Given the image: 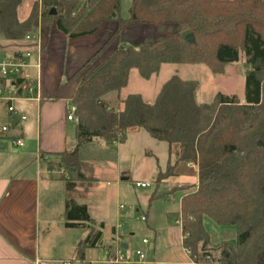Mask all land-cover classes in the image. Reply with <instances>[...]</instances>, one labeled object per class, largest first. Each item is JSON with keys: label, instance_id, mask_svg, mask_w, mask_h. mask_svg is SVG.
<instances>
[{"label": "trees", "instance_id": "trees-1", "mask_svg": "<svg viewBox=\"0 0 264 264\" xmlns=\"http://www.w3.org/2000/svg\"><path fill=\"white\" fill-rule=\"evenodd\" d=\"M121 1L39 0L20 22L17 10L22 0H0V36L6 40L20 41L33 31L39 5L43 24L55 22L69 38L92 35L105 22L117 23L111 38L72 78L78 79L72 99L78 143L59 155L57 163L76 174L75 179L60 176L66 189L65 228L88 229L85 248L95 247L101 238L102 225L96 230L87 206L75 201L78 183L93 182L80 173L78 149L94 140L123 144L128 133L144 129L168 144L175 165L197 167L196 190L182 197L180 217L182 248L192 262L210 258L204 253L210 244L202 223L207 217L218 227L235 228L234 244L225 241L213 248L218 252L216 264H264V0H131L127 18L121 17ZM131 24L180 29L147 46H119L94 66ZM188 33L194 44L184 41ZM240 53L246 56L243 101L217 95L209 104H198L197 83L176 75L162 85L152 103L138 94L120 99L131 71L143 80L167 65H204L221 74L226 65L238 62ZM112 93L118 109L110 106ZM45 163L50 169L55 164ZM168 170L172 176L174 166Z\"/></svg>", "mask_w": 264, "mask_h": 264}, {"label": "crops", "instance_id": "crops-1", "mask_svg": "<svg viewBox=\"0 0 264 264\" xmlns=\"http://www.w3.org/2000/svg\"><path fill=\"white\" fill-rule=\"evenodd\" d=\"M129 1L131 3V0L125 2L126 8H122L123 0L121 1L122 18L128 17ZM35 2L39 3V0H35ZM27 4L28 8L22 16L19 15L21 5L17 10V18L20 22L24 21L30 13L31 1ZM38 8L37 26L32 32L40 29L43 38L38 72L40 101L16 103L17 111L26 116L24 121L19 120L18 117H11L6 106L0 104L1 127L7 126L8 122L10 128H18L17 131L9 129L7 135L0 136V264H53V261L78 259L79 252L82 253V259L87 264H109L107 260L113 251L115 227L118 224L122 225L118 230V235L124 249V256L129 260V264H137L134 254L136 249H140L145 254L146 261L155 264H192L189 255L182 248L181 228L178 232V243L185 261L175 262L158 258V255L156 257V240L160 235L158 221L162 219V226L166 227V222L170 217V212L165 205L167 202H162L166 197H171L173 200V196L179 194L180 218L182 197L195 191L198 184V177L190 182L183 177L179 178L181 174L179 167L193 169L196 175L198 174L197 167L182 163L175 165L176 157L174 155L169 154L167 163V166H174L173 186L159 194L155 189L153 193L144 196L143 205L138 203V207L128 206L126 208L121 204V201L126 200L131 194L126 185L130 179V170L128 168L121 169V144L110 145L102 140H94L88 144H95L102 154L101 156L92 154L86 159L81 157L85 144L82 145L78 149L80 173L93 182L99 181V178L93 174L94 171L101 172L100 169L112 157L111 150L116 151L118 163L115 162V166L112 168V176L109 180L112 182H106L107 186L111 184L114 186L107 189L106 193L99 192V184L91 185L88 182L87 184L86 182L78 183L76 188L75 201L77 204L87 206L96 230L99 229V225H102L100 228L101 238L95 247L80 249L88 229L65 228L63 220L66 198L65 182L61 181L59 177V179L53 178L55 172L48 168L45 162H58L59 155L65 151H71L77 146L76 123L66 120L67 110L72 106V99L78 85V79L72 80V78L111 38L117 30V23L114 21L105 22L92 35L69 38L57 29L55 22H52L50 26H45L40 14V5ZM172 26L131 24L121 31L114 42L100 54L96 62L99 63L107 58L119 46L127 45L135 48L147 46L159 36L170 35L179 30L177 26ZM27 49H34V46L24 39L20 41L6 40L0 36V57L12 56ZM228 65L224 67L223 73L216 75H223ZM242 65L244 67V62ZM187 67L176 69L169 65L162 66L158 75L149 80H143L136 71H131L127 87L121 92L120 99L123 100L129 95L138 94L144 102L152 103L162 85L175 76V71L178 70L186 77L176 76L183 81H195L198 88L196 78L198 65ZM189 76L191 77L188 78ZM108 97L110 106L118 109L116 95L112 93ZM15 139H22L23 147H15L12 142ZM155 171V169L148 170L153 178L156 177ZM58 176L61 175L58 174ZM68 176L69 179H75L76 174L70 170ZM138 181L151 183L145 179ZM88 185L90 188L86 190ZM182 187L187 188L181 189ZM92 195H96L98 198L107 196L110 204L112 200L116 204L114 208L108 210L110 206H108V202L100 200L97 203H91ZM159 203L162 205L158 206ZM141 206L145 210L140 214ZM121 207L123 208L121 209ZM113 209L114 212L111 211ZM138 214L140 217L146 218L144 222L147 223L146 227L150 233V237L144 236L140 241L135 239V232L131 229L132 222ZM202 223L211 244L222 241L235 242L234 227H220L234 229V236L228 237V232H218L209 218L204 217ZM212 234H217L218 240H214ZM226 237L229 240H226ZM143 239H146L148 243L143 244ZM96 249L102 250V260H93L87 254L88 251ZM61 251H69L72 256L69 259L57 257V253Z\"/></svg>", "mask_w": 264, "mask_h": 264}, {"label": "rangeland", "instance_id": "rangeland-1", "mask_svg": "<svg viewBox=\"0 0 264 264\" xmlns=\"http://www.w3.org/2000/svg\"><path fill=\"white\" fill-rule=\"evenodd\" d=\"M31 1L30 7L32 8V5L35 0H23V3L20 7V16H22L23 12L28 8L27 2ZM126 0H123L122 8L125 7ZM130 3V1H129ZM39 5V4H38ZM128 5V4H127ZM126 5V6H127ZM41 11V9H40ZM126 11V10H125ZM37 13H39V8ZM174 27V25L172 26ZM179 27H177L178 29ZM180 29V28H179ZM31 33V32H30ZM246 60V56L243 53L239 54L238 62H235L233 64H229L225 70V73L223 75H216L212 73L206 66L204 65H198V72H197V81H198V88L195 91V100L198 104H209L211 103L214 98L217 95H222L225 98L229 99L233 96L237 97L239 100L243 99L244 97V90H245V74L244 71L246 69L243 67L242 63ZM98 64L96 62L94 66ZM170 67L180 69V68H188L187 66H179V65H169ZM176 75L184 76L183 73L178 70L175 71ZM193 76V74H192ZM186 77V76H184ZM189 76L188 78H190ZM151 94V92H150ZM4 107V106H3ZM9 125V123L7 122ZM7 125V126H8ZM1 127V125H0ZM10 127V126H9ZM11 131H17L18 128H10ZM110 145H117V144H110ZM120 145V144H119ZM116 151L111 150V158H109L107 163L104 164V167L100 169L99 171H94L93 174L97 178H99V181H95L90 183L93 184H99V192L106 193L107 189H111L114 185L111 184L109 186L106 185V182H112L109 181L110 177L112 176V168L115 166V162L118 163V158L116 156ZM92 154H98L101 156V152L96 148L95 144H85V147L82 150L81 157L83 159H86L89 155ZM109 154V155H110ZM169 148L168 144L164 142H159L149 136V134L144 130L140 129L138 132H130L126 135L124 143L121 144L120 149V165L121 169L128 168L130 170V179L127 181L126 185L128 189L131 191L130 197H128L126 200L121 201V204L125 205L127 208L128 206H136L138 207V203L143 205L142 200L144 196L149 195L150 193H153L156 189V193H162L166 188H171L174 184L173 177L170 175V171L168 170V160H169ZM55 163L54 166H52L53 171L55 172V175L53 178L59 179L60 171L63 169L58 168L57 163ZM195 166V165H193ZM196 167V166H195ZM156 170V177L153 178L148 170ZM180 170V176L179 178L183 177L185 180L194 181L197 179V175L193 172V169H189L186 167H179ZM67 175H70V171H66ZM58 173V174H57ZM162 174V177L159 178V175ZM59 177V178H58ZM106 178V179H105ZM148 180L151 187L150 188H136L135 183L140 182L138 180ZM162 181H160V180ZM65 182L64 180H61ZM87 184V182H86ZM159 186V188H157ZM187 187H182L181 189H186ZM107 196H103L98 198L96 195H92L90 198L91 203H94L97 201H103L107 203L109 198ZM179 194H176L173 196V200L171 197H166L162 203H166V207L168 211L170 212V217L168 222H166V227L162 226V219H159L158 221V231L160 232V235L158 236L156 243V257L158 255V258L161 257L166 260H174L175 262H184V254L181 252V249L179 247L178 243V232L180 230L179 224L176 222L179 221ZM112 203L108 202L109 209L114 208L115 201L112 200ZM119 204V203H118ZM158 206L162 204H157ZM164 205V206H165ZM140 214L145 210L143 206H141ZM114 212V209L111 210ZM140 214L136 215V218L133 220L131 229L135 232V239H138V241L141 240L142 237L147 236L150 237V233L147 230V223L141 222L138 220L140 217ZM215 225V224H214ZM215 229L218 232L226 233L228 232V237L231 235L234 236V229L228 228L223 229L218 226H214ZM224 231V232H223ZM88 233L86 234L85 238L87 237ZM212 237L214 240L217 239V234L213 235ZM226 237V240H229V238ZM84 238V240H85ZM210 239V238H209ZM83 240V242H84ZM225 242V241H222ZM229 242V241H228ZM221 243V242H220ZM231 243V242H230ZM217 244H209V246L206 248L204 253H208L210 255V258H207L203 261H201V264H216L215 261L218 258V252L213 249ZM234 244V242L232 243ZM172 248V249H171ZM80 249L84 250L85 247H81ZM172 250V251H171ZM69 251H61L57 253V257L64 258H70L72 255H70ZM90 258L93 260H102L103 258V252L101 249L96 250H90L87 252ZM206 255V254H205ZM77 258L79 260L82 259V253L79 252L77 254ZM71 260V259H69ZM66 261V260H63Z\"/></svg>", "mask_w": 264, "mask_h": 264}, {"label": "built area", "instance_id": "built-area-1", "mask_svg": "<svg viewBox=\"0 0 264 264\" xmlns=\"http://www.w3.org/2000/svg\"><path fill=\"white\" fill-rule=\"evenodd\" d=\"M82 3L88 0H81ZM42 33L40 29L35 32L29 33L24 37V41L31 43L34 49H27L23 52H19L12 56L0 57V104L6 106V110L11 117H18L19 120L24 121L25 115L20 114L16 109L17 102H39V81L38 72L40 69V59L42 50ZM76 108L72 105L67 110L66 120L73 121L77 124V118L75 117ZM10 127H0V136L8 134ZM15 147H23L22 139H15L12 141ZM60 174L65 179H69V176L64 169L60 171ZM136 188H149V183L136 182ZM123 207H121L122 209ZM146 218L140 217V221L144 222ZM181 228V220L177 222ZM122 227L118 224L115 227V236L113 243V251L110 255L107 263L109 264H129V260L124 256V249L118 235V230ZM181 237V243H182ZM143 244H147L146 239L142 240ZM184 252L189 255V252L183 249ZM137 264H155L154 262L146 261L145 254L136 249L135 252ZM53 264H87L83 260H66V261H53ZM195 264V263H192Z\"/></svg>", "mask_w": 264, "mask_h": 264}, {"label": "water", "instance_id": "water-1", "mask_svg": "<svg viewBox=\"0 0 264 264\" xmlns=\"http://www.w3.org/2000/svg\"><path fill=\"white\" fill-rule=\"evenodd\" d=\"M55 14V11L52 9L50 11V15H54ZM184 41L189 43V44H194L195 43V39H194V36L193 34L191 33H188L184 36Z\"/></svg>", "mask_w": 264, "mask_h": 264}]
</instances>
